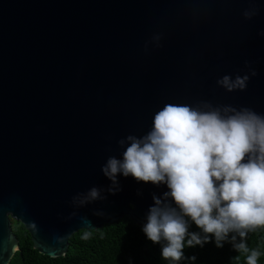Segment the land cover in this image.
<instances>
[{"label":"water","instance_id":"1","mask_svg":"<svg viewBox=\"0 0 264 264\" xmlns=\"http://www.w3.org/2000/svg\"><path fill=\"white\" fill-rule=\"evenodd\" d=\"M224 75L249 79L228 91ZM167 103L264 115V0H0V264L19 250L12 221L50 257L78 230L143 226L166 184L101 169Z\"/></svg>","mask_w":264,"mask_h":264},{"label":"clouds","instance_id":"2","mask_svg":"<svg viewBox=\"0 0 264 264\" xmlns=\"http://www.w3.org/2000/svg\"><path fill=\"white\" fill-rule=\"evenodd\" d=\"M253 14L244 12L246 18ZM248 79V75L235 79L224 75L217 83L228 91L243 90ZM203 106L205 110L165 104L154 114L151 130L119 140L121 147L127 145L122 159L109 157L101 170L113 185H118L120 174L138 182L166 184L168 191L162 197L153 195L154 204L142 226L153 243L164 241L163 259L178 264L186 259V246L203 247L214 238L217 247L227 241L245 255L246 264H258L261 252L249 249L246 238L249 232L264 229V115L249 108ZM97 199L100 190L92 187L80 203ZM190 222L200 231L190 232ZM90 236L85 232L82 239Z\"/></svg>","mask_w":264,"mask_h":264},{"label":"trees","instance_id":"3","mask_svg":"<svg viewBox=\"0 0 264 264\" xmlns=\"http://www.w3.org/2000/svg\"><path fill=\"white\" fill-rule=\"evenodd\" d=\"M12 229L19 241V250L8 264H177L161 256V246L153 243L142 231V226L127 217L117 222L103 224L95 230H78L68 239V248L63 256L50 257L39 253L31 242L23 224L12 221ZM189 231L200 229L190 222ZM90 232L89 239H82ZM203 235V233H201ZM246 243L249 249H258L261 255L258 264H264V229L249 232ZM185 260L178 264H246L245 255L237 252L231 243L224 242L217 247L214 238L203 247H185ZM195 256V261L187 259Z\"/></svg>","mask_w":264,"mask_h":264}]
</instances>
